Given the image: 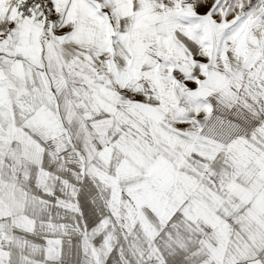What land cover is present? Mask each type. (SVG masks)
<instances>
[{"label":"snow or ice","instance_id":"snow-or-ice-1","mask_svg":"<svg viewBox=\"0 0 264 264\" xmlns=\"http://www.w3.org/2000/svg\"><path fill=\"white\" fill-rule=\"evenodd\" d=\"M0 264H264V0H0Z\"/></svg>","mask_w":264,"mask_h":264}]
</instances>
